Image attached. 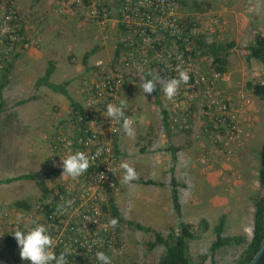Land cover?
<instances>
[{
  "label": "rangeland",
  "instance_id": "374dc122",
  "mask_svg": "<svg viewBox=\"0 0 264 264\" xmlns=\"http://www.w3.org/2000/svg\"><path fill=\"white\" fill-rule=\"evenodd\" d=\"M180 1L181 11L191 14L199 24L203 41L206 43L213 41L232 43L235 41L236 43V38L233 36L236 30L224 28L226 22L223 21L221 13L217 16L220 17L222 28L216 29L212 24L216 11L226 9L228 10L227 14H234L230 10L239 13L229 0ZM261 8H263L262 11ZM248 9L256 12L258 17L257 19L253 18V12L249 16L245 15L244 19L251 21L253 27L250 30L246 29L247 33L240 40V45L242 43L246 45L250 39L254 42L258 35H264V0L262 2L254 0ZM25 20L24 17V23ZM36 21L38 23L37 17ZM206 21H209L210 30L204 28ZM112 27V22H110L102 32L95 21L87 17L86 11L80 9V49L74 51L80 63H82L85 54L94 47L98 51L90 57V62L108 65L113 61L115 49L121 37ZM229 33L231 34L229 35ZM33 37L39 44L28 48L26 53H23L17 61L15 69L13 68L9 75L10 83L0 90V100L1 94L5 100V108L0 112V219H2L1 213L7 210L9 214L12 213L10 218L13 221L16 217L22 216L25 224L37 220L39 213L35 206L43 200V190L37 181L17 180L8 183L6 179L21 174L60 168L54 166V161L58 162L60 155L51 150L44 135L48 130H53L56 127L50 122L54 104L62 103L65 106L64 118H68L71 106L68 96L62 92L54 91L48 86H40L38 79L45 75L46 69L52 64L56 65L58 70L54 73V77L52 76L53 83L65 85L66 83L61 81L62 73L68 72L67 78L72 80L66 87L69 96L78 98L77 101L80 103L83 101V97L80 96L83 86L82 78L85 74L92 73V70L87 71L83 77H80L79 82L73 83V79L70 77L72 72H75V76L78 75L76 70L69 66L68 60L64 58L67 56L69 40L67 36L39 35V31L36 32L34 29ZM55 49L57 50L54 52ZM239 49L238 58L234 60L233 65L243 62L245 66L241 72L243 76L239 74L242 78L241 82L244 81V84L247 82L259 83L264 77L262 74L263 63L260 61L252 63L250 59H247V46H241ZM198 50L200 49L197 48L195 56L197 71L211 77L218 91L226 96L231 92L228 91V86L232 82V91H235L234 89L239 91L240 82L236 80L239 75L234 73L232 79L230 73L225 72L229 78L228 81L214 78L217 71L212 65L213 58ZM71 54L73 53L71 52ZM56 60H58L57 64ZM22 62L24 66L20 67ZM231 68H233L232 70L237 69V67ZM238 69H242V67H238ZM19 71L22 72L20 76ZM131 76L135 77L132 74ZM225 85L227 87H224ZM138 87V84L132 85L128 81L126 92L130 96L124 98L127 104L135 109L136 137L130 139L123 134L119 138L120 158L136 169L138 179L128 184L123 183L121 178L117 179L119 192L105 197L110 212V203L113 201L123 219L118 224L122 247L121 251L113 256L115 264H131L133 262L159 264V259L164 251L163 246L148 248V243L155 239L154 232L142 231L127 221L151 227L167 237L172 230H177L180 220L191 222L196 226H200V222L203 220L207 221L206 226L202 224L199 227V236L189 244V255L193 261L199 262L205 257V264H235L246 248V244H230L212 252L211 245L217 237L214 228L221 218L225 217L223 236L244 235L248 238L252 236L255 197L260 189L259 150L264 141V100L255 96L252 90L247 87L244 95L247 104H243L242 107L236 105L243 110L241 119L249 136L240 147H236L234 157L223 154L222 149L214 144L213 138L204 135L203 129L208 123V116L206 117L204 113V99L198 97L194 100V110L189 116L191 120L186 125L189 128L192 126L193 129L195 127L198 134L204 136L201 137V141L206 145V148L198 143L201 150L199 147L196 149L199 151V156H205L209 160V164H202V157L198 160L195 149L191 151L190 155L195 156L189 159L190 165L192 164V167L197 170V177L193 178L191 182L187 181L186 187L183 180L179 178L178 189L182 205V217L179 218L173 207L171 191V181L175 177L172 167H174L173 158L176 151L174 152L173 144L171 145L172 137L166 135L164 120L161 118L160 109L164 107V104L158 105L154 94H145L144 96ZM234 104L237 103L234 102ZM181 112L177 113L180 121H182ZM170 125L177 128V126ZM62 126L66 125H59L58 128ZM180 130L186 137V133H184L186 129ZM202 150L204 153L201 154ZM159 159H161L158 162L160 168H155L156 171L153 165ZM176 160L181 162L180 158ZM149 166L153 168L149 170ZM182 168L183 165H178L179 177H181ZM120 174L123 175L122 169H120ZM63 180L64 177L60 174L44 181L47 187L51 188ZM148 180H152L156 184L146 183ZM162 181H165L164 183L167 185L164 186ZM18 201L28 202L30 209L17 206ZM2 231L9 234L13 231L12 226L6 225L2 228L0 223V251L3 253L0 257V264H27L17 257L13 248L7 245L2 237Z\"/></svg>",
  "mask_w": 264,
  "mask_h": 264
},
{
  "label": "built area",
  "instance_id": "2783aa9c",
  "mask_svg": "<svg viewBox=\"0 0 264 264\" xmlns=\"http://www.w3.org/2000/svg\"><path fill=\"white\" fill-rule=\"evenodd\" d=\"M71 7L85 10L87 17L95 21L102 32L112 22L124 49L117 63L96 65L90 75L85 74L81 107L77 111L71 107L65 127L56 125L45 133L49 147L61 157L76 150L92 155L98 146L104 147L105 151L82 176L75 179L63 176L62 182L49 188L44 199L35 206L39 213L36 221L49 226L57 241V252L66 245L74 250L69 264H97L94 256L97 250L108 254L115 264L113 256L121 251L122 242L119 226L110 224L113 217L105 197L119 192L118 165L122 161L119 138L123 132L120 125L107 120L103 112L108 102L130 96L126 92L128 81L137 85L148 71L172 78L178 75L176 69L179 66L188 72L190 79L181 85L174 100H167L157 88L164 104L162 109L167 111L173 126L189 128L180 121L177 113L189 110L194 100L202 97L204 113L208 116L203 133L213 138L223 154L234 157L236 147L243 144L249 133L241 119L243 110L218 91L211 77L197 71L196 42L203 36L192 15L181 11L180 0H59L55 10L63 13ZM220 21L215 16L212 23L219 30L222 28ZM204 28L210 30L209 21L204 23ZM38 44L34 37H28L24 16L14 1L0 0V79L17 55ZM131 74L136 78L130 77ZM214 78L229 80L225 73L218 72ZM134 114L135 109L128 105L127 115L135 121ZM208 161L205 156L201 159L204 165L209 164ZM1 214V227L10 225L13 230L12 213L6 210ZM23 224L22 221L17 226ZM14 251L20 257L18 246ZM24 262L30 264V261Z\"/></svg>",
  "mask_w": 264,
  "mask_h": 264
},
{
  "label": "trees",
  "instance_id": "16d2710c",
  "mask_svg": "<svg viewBox=\"0 0 264 264\" xmlns=\"http://www.w3.org/2000/svg\"><path fill=\"white\" fill-rule=\"evenodd\" d=\"M198 49H200V53L209 54L213 60L212 65L214 66V70L218 73L224 74L226 72V65L228 63V56L230 54V49L232 48V44H229L228 47L217 42L206 43L202 39L197 40ZM124 49V44L119 42L115 49V56L113 58V63H117L121 57V53ZM250 56L253 58L260 59L264 63V35H258L255 39V43L249 47ZM97 48L94 47L91 51L87 52L84 56L83 63L84 65L88 66L89 58L97 53ZM18 55L13 59L10 65L5 69V71L1 74L0 79V90L4 89L10 83L9 75L13 70L14 62L17 60ZM53 67H49L46 71L45 75L38 79V84L45 85L50 87L52 90L57 92H62L66 96L70 98L71 106L73 107L74 111H77L78 108L81 107L79 102L69 96L67 90V84L65 85H57L50 81V77L53 73ZM250 89L252 93L262 100H264V83H250ZM156 103L161 105V99L159 97L158 91L153 92ZM23 102V101H22ZM26 102V101H24ZM5 108V100L1 94L0 100V112ZM164 113V124L169 128L171 122L169 121L168 113L165 109H162ZM186 124V123H185ZM189 130V128H185ZM260 156V172H259V182H260V189L258 194L255 197V213H254V226L253 232L251 237H245L244 235L240 236H223L224 225H225V217L221 218V221L215 226L214 230L216 232V240L211 245V251L216 252L219 248L235 244H246V248L242 251L239 258L235 261V264H248L252 261L256 253L258 252L261 243L264 239V141L262 142L261 148L259 150ZM174 159H176V155H174ZM62 174L61 168H53L50 170H43L33 173L21 174L15 177L7 178L6 181L8 183L17 181V180H33L37 181L39 186L42 188L44 197L46 196L49 188L45 184V179H49L54 175ZM148 184H156V182L152 180L146 181ZM172 202L175 212L179 218L182 217V205L179 198V184L176 181L175 177L172 178ZM43 197V199H44ZM17 206L24 207L30 209V205L26 201H18ZM111 214L112 217L117 219V225L123 220L121 218L120 212L115 206L114 202L111 201L110 203ZM129 224H133L138 229L146 232H154L155 239L148 243V248L153 249L157 246H163L164 251L159 259V264H205V257L202 258L201 261L196 262L193 261L191 256L189 255V244L192 240L196 239L200 232V226L204 224L207 225V221L203 220L200 222V226H196L193 223L184 222L180 220V224L178 225L177 230H172L167 237H164L161 232L154 230L151 227L143 226L139 223H133L132 221H127ZM119 226V225H118ZM7 235V237H6ZM2 237L8 243L11 248H16L17 245L15 244V239L13 236L3 233ZM12 237V238H11ZM13 240V242H12ZM13 243V244H12ZM12 244V245H10ZM15 246V247H14ZM2 251H0V257L2 256ZM18 258H20L18 256ZM131 264H140L138 262H133Z\"/></svg>",
  "mask_w": 264,
  "mask_h": 264
},
{
  "label": "crops",
  "instance_id": "0c3cea01",
  "mask_svg": "<svg viewBox=\"0 0 264 264\" xmlns=\"http://www.w3.org/2000/svg\"><path fill=\"white\" fill-rule=\"evenodd\" d=\"M13 1H14V4L16 5V7L18 8V10L22 13V15L26 19L25 25H26L28 37L33 38V31L35 29L36 32L39 31V35H52L54 37L67 36L69 38L68 43H67V45H68L67 56H65L64 58H66L68 60V62L70 63L69 66L74 68L76 70L77 75H78V76H75V74H74L75 72H72L70 77L73 79V83L79 82L80 77H83L84 73L92 70V68L94 66L101 64V63H98V64L92 63V62H90V58H89V61H88L89 64H88V66H86V65H84L83 61H82V63H80L77 60L76 55L74 53L75 50L80 49V7H71L69 9H67L66 11H64L63 14L61 15L59 13H56L57 11L55 10L59 0H18V1L13 0ZM229 1L237 9V11H239V13H237L235 10H230V12H232L234 14L233 15L229 14V13L227 14L226 11H228V10L223 9L221 11H216L213 16H217L219 13H221V15L223 17V21L226 22V25L224 26V28L227 27V28H231V29L236 30V32L233 34V36H235V38H236V43H235V41H233L232 43L220 42L221 44H223L227 47L229 44L233 45L232 48L230 49V54L228 56V63L226 65V73L229 72L231 75L230 78L233 79L234 73L236 75H239V74L242 75L241 72L244 70L243 67H245L243 62H240L238 65H233L234 60L236 58H238V54H239L238 51H240L239 48L241 46L242 47L247 46V59H250L252 63H254V62L257 63L258 61H260V62H262V61L260 59L251 57L250 54L248 55V53H250L249 47L251 45H253L255 43V41L253 42V40L250 39L246 45H245V43H242L240 45V40L242 38H244V36L247 33L246 29L249 28V30H250L251 27H253V26H251L252 25L251 21H249L248 19H244L245 15L249 16L253 12V18L256 17V19H257V17H258L256 12L248 9V6L251 5L254 0H229ZM258 1L262 2L263 0H258ZM262 10H263V8H261V11ZM240 12H241V14H240ZM225 16H227V17H225ZM36 17L38 18V23L36 21ZM230 34L231 33H229V35ZM30 35H32V36H30ZM82 42H84V41H82ZM213 42H215V41H213ZM56 50L57 49H55L54 52ZM70 51L73 54H71ZM24 53H26V52H24ZM22 55L20 57H18L17 60L14 62V66H13L14 69H15V65H16L17 61L22 57ZM58 55H60V54H58ZM57 58H58V56H57ZM231 60H232V62H231ZM57 62H58V60L55 61L56 64H57ZM245 63L248 64V62H245ZM21 66H24L23 62L20 63V67ZM51 67H53V69H54L53 73L50 77V81L53 83V80H54L53 75L58 70V68L56 65H53V64ZM195 67H196V64H195ZM230 67H237V69L232 70L233 68L230 69ZM238 67H242V69H238ZM262 67H263L262 74H264V63H263ZM47 70L48 69H46V71ZM46 71H45V73H46ZM18 74L20 76V75H22V72L19 71ZM67 75H68V72L62 73L61 81H64L68 87V85L72 82V80L67 78ZM236 80L240 82L239 91L237 89H234L235 91H232V87H233V82H232V83H230V86H228V91H231V92H229L230 94L227 93V95L232 101L237 103L236 105H239V107H242L243 104L244 105L247 104V100L244 97V95H245V89L247 87L250 88V83L247 82L246 84H244V81L241 82L242 78L240 77V75ZM263 80H264V77H263ZM81 82H82V80H81ZM82 87H81V93L82 94L80 95L81 97L84 96L83 92H82ZM224 87H227V85H225ZM73 89H76V88L73 87ZM73 99L78 100V98H73ZM241 99H242V101H240ZM238 101H239V103H238ZM193 104H194V102H193ZM193 104L191 105L189 110L187 109L186 111L184 110L181 112V119H182L181 122L183 124H185L191 120V118L189 119V116H190V113H192L194 110ZM64 109H65V106H63L62 103L54 104L53 109H52V112H53L52 115L53 116L50 120V122L53 126L64 125V123L67 122V120L71 114V106L69 108L68 118H64V115H63ZM163 125H165L164 122H163ZM165 132H166L167 136L169 135L172 137L173 143H171V145L173 144L172 146H173L174 152L176 151V159H179V158L181 159V162H179L176 159L174 160V158H173L174 167H172V168H173V171H175V175H174L175 179L177 182H179L182 179L183 183H185L184 186L186 187V185H188L187 181L191 182L193 180V178L196 179V177H197V170L194 167H192V164L190 165L189 159L195 155L198 156V160L202 157V156H199V153H198L199 151L196 149V147H199L201 150V147L198 146V143H200V145L202 144L201 146L204 145L203 142L201 141V137H204V136L202 134H198L195 127L193 129L192 126H190L189 130H186L184 132V133H186V137L182 135L183 132H181V130L179 128L177 130V128L171 127V125H169V128H167V126L165 125ZM193 149H195V155H192V154L190 155V153ZM202 152H203V150L201 151V154H202ZM160 161H161V159L157 160V162L154 163L155 164V165H153V166H155L154 169L160 168V164H158V162H160ZM178 165L179 166L183 165L182 171L180 173L181 177H179V175L177 173ZM151 168H153V167H151ZM151 168H150V166L148 167L149 170ZM119 178H121L120 180H122V174H120V172L118 174L117 179L119 180ZM179 178H180V180H179ZM209 178L211 179V175ZM164 182L165 181H162V183H164ZM165 185H167V184L164 183V186ZM171 190H172V186H171Z\"/></svg>",
  "mask_w": 264,
  "mask_h": 264
},
{
  "label": "clouds",
  "instance_id": "9594fccd",
  "mask_svg": "<svg viewBox=\"0 0 264 264\" xmlns=\"http://www.w3.org/2000/svg\"><path fill=\"white\" fill-rule=\"evenodd\" d=\"M21 55H18V57ZM176 71L178 75L172 78L162 77L158 72L148 71L145 76H139L141 79L138 88L145 96V94L151 95L159 87V91L163 93L164 97L172 101L177 96L181 85L187 84L190 79L186 70L177 66ZM127 109L128 104L125 99L108 102L105 104L103 116L110 122L119 124L126 137L134 139L136 137L135 121L127 115ZM104 151L105 149L102 146H98L92 155L76 150L63 157L59 156L60 160L58 162L54 161V166L62 169V176L75 179L85 174L91 164ZM118 166L123 170V183L128 184L138 179L136 169L127 161H121ZM22 221V216L16 217L15 222L12 224L14 225L13 231H11L20 250L22 261H30V264H69V257L73 255L74 250L66 245L61 251L57 252V241L51 235L49 226L33 220L31 224H23L22 227H18L17 225ZM117 223L118 221L115 218L110 221L112 227H115ZM94 256L97 264H112L111 257L102 250L95 251Z\"/></svg>",
  "mask_w": 264,
  "mask_h": 264
},
{
  "label": "water",
  "instance_id": "95a60500",
  "mask_svg": "<svg viewBox=\"0 0 264 264\" xmlns=\"http://www.w3.org/2000/svg\"><path fill=\"white\" fill-rule=\"evenodd\" d=\"M248 264H264V239L261 243V246H260L258 252L254 256L252 261Z\"/></svg>",
  "mask_w": 264,
  "mask_h": 264
},
{
  "label": "bare ground",
  "instance_id": "6f19581e",
  "mask_svg": "<svg viewBox=\"0 0 264 264\" xmlns=\"http://www.w3.org/2000/svg\"><path fill=\"white\" fill-rule=\"evenodd\" d=\"M3 232V231H2ZM4 233V232H3ZM8 233V232H7ZM3 235V234H2ZM11 236V235H10ZM6 237H7V235H6ZM12 238V237H11ZM12 242H13V240H12ZM8 244V243H7ZM13 244V243H12ZM12 244H10V245H12ZM15 247V246H14ZM15 249V248H14Z\"/></svg>",
  "mask_w": 264,
  "mask_h": 264
}]
</instances>
